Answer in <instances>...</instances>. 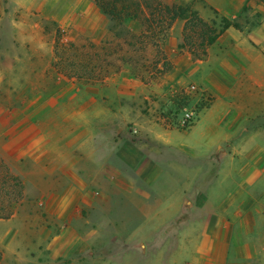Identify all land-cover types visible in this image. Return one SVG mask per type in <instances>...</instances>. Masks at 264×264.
I'll return each mask as SVG.
<instances>
[{"label": "rangeland", "instance_id": "1", "mask_svg": "<svg viewBox=\"0 0 264 264\" xmlns=\"http://www.w3.org/2000/svg\"><path fill=\"white\" fill-rule=\"evenodd\" d=\"M160 2L241 24L212 78L179 48L182 20L0 0V264H213V231L264 232V5Z\"/></svg>", "mask_w": 264, "mask_h": 264}, {"label": "trees", "instance_id": "2", "mask_svg": "<svg viewBox=\"0 0 264 264\" xmlns=\"http://www.w3.org/2000/svg\"><path fill=\"white\" fill-rule=\"evenodd\" d=\"M258 1L264 5V0ZM95 2L102 13L113 23L137 21L148 30L151 27L163 28L165 26L162 25L163 20L154 19L155 14L160 15V19H162L161 16L166 19L167 27H170L175 20H182L184 22L182 35L186 44L179 45V48L187 47L193 58L198 60L206 56L208 47L214 44L227 29L232 27L243 30L236 19L221 17L218 24L215 21L207 22L188 5L165 6L160 0H157L155 5L150 3V0H95ZM245 9L246 5L243 10ZM10 177L15 180V186L20 189L21 184L12 175Z\"/></svg>", "mask_w": 264, "mask_h": 264}, {"label": "crops", "instance_id": "3", "mask_svg": "<svg viewBox=\"0 0 264 264\" xmlns=\"http://www.w3.org/2000/svg\"><path fill=\"white\" fill-rule=\"evenodd\" d=\"M242 2H243V0H239L240 4ZM259 29L263 30V31H260V30L258 31V32L262 33V36L258 40V45H259L258 47H260V49H262L264 47V25H262L261 28L259 27ZM230 32H233L231 34H233L234 36H241L243 33L240 31L237 32V31L227 30L225 32V36L227 34H230ZM251 33L253 34V32H251ZM223 37H224V34L220 36V38L217 40L216 43H220ZM235 42H237V43H236V46L234 47V49H236V47L239 43V40L238 41L235 40ZM246 43H247V39H246ZM213 46H214V44H212L211 46L208 47L207 54L205 56L206 60H196L197 64L198 63L200 64L196 68L198 70H200V68H203V66L206 65L203 68L202 72H204V73L209 72V74L207 76H209L210 78L213 77ZM251 48L253 49L252 51L256 50L254 52H256L257 54L260 51L259 49H255L252 46H251ZM254 52L250 53L252 55L251 59L255 58V56H256V54ZM260 52H262L263 54H261ZM260 52L259 53L261 54V57L264 58V52L263 51H260ZM242 58H244V60H246V61L249 59V58L245 57V55H243ZM257 59H258V57H257ZM248 61L250 62L251 60H248ZM207 62H210V63H208V65H207ZM261 62H262V64H264L263 60H261ZM251 67H253V66H251ZM245 69H246V67H245ZM256 74H257L256 75L257 79L255 78V81H254L256 85H253V87H251V88H253V89L264 88V72L263 71H262V73L256 72ZM256 86H258V87H256ZM209 88L213 89V84L210 83ZM258 124L264 126V116L263 115H262V119L259 118ZM259 133H260V135H258L259 154L262 157H264V133H262V132H259ZM215 141H216V139L213 138V143ZM245 156H243L241 158H244ZM241 167H242V169H244L246 167V165L245 166L242 165ZM242 172H244V170H242ZM245 234H249V235L253 234V237H258L261 240H259L257 242H253V245L251 244V242H248L244 239L243 240H237V241L231 240V238H239V237L244 238ZM232 250H233V253H232ZM213 264H264V232H261V233L251 232V234H250L249 232L244 233L241 231H237V232L236 231H234V232L233 231H225L224 233H222V232L218 233L217 231H213Z\"/></svg>", "mask_w": 264, "mask_h": 264}, {"label": "built area", "instance_id": "4", "mask_svg": "<svg viewBox=\"0 0 264 264\" xmlns=\"http://www.w3.org/2000/svg\"><path fill=\"white\" fill-rule=\"evenodd\" d=\"M190 119V115L186 114L185 117L182 119L181 124L183 125L186 121L188 122Z\"/></svg>", "mask_w": 264, "mask_h": 264}]
</instances>
